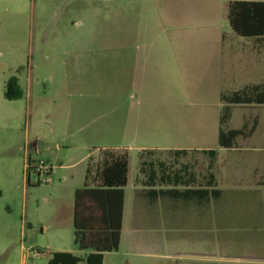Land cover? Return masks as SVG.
Wrapping results in <instances>:
<instances>
[{"label": "rangeland", "instance_id": "1", "mask_svg": "<svg viewBox=\"0 0 264 264\" xmlns=\"http://www.w3.org/2000/svg\"><path fill=\"white\" fill-rule=\"evenodd\" d=\"M230 1L0 0V264L88 254L73 243L74 193L87 166L96 178L110 154L127 152L131 203L149 162L170 175L186 166L203 188L209 170L220 186L264 181V107H233L228 128L242 135L234 149L218 147L220 95L264 83V50L231 31ZM9 76L20 80L19 100L3 97ZM34 142L41 153L30 150ZM156 148L168 150L144 155L140 173L138 151ZM176 149L187 155L174 157ZM191 149L217 151L212 169ZM29 157L52 166L49 183L31 171L27 181ZM231 214L245 215L244 203ZM236 226L232 246L201 243V254L264 264L262 248L248 247ZM128 254L122 248L103 264H140Z\"/></svg>", "mask_w": 264, "mask_h": 264}, {"label": "crops", "instance_id": "2", "mask_svg": "<svg viewBox=\"0 0 264 264\" xmlns=\"http://www.w3.org/2000/svg\"><path fill=\"white\" fill-rule=\"evenodd\" d=\"M255 45L262 49L259 52L264 50V44L255 43ZM219 46L228 48L222 41L219 42ZM11 77L14 76L6 78L4 86ZM15 78L20 87L19 78ZM29 148L35 154L41 153L39 144L35 143V149ZM161 150L168 149L141 150L138 151L137 158L139 159V156L143 158L146 154L150 155ZM177 150L183 149L169 151ZM191 150L201 152V150ZM90 157L89 153L81 161H87L88 164ZM29 159L36 161L30 157ZM150 172L152 173L149 179L135 178L132 190L138 199L134 203L129 201L131 205L128 210L127 174L119 247L116 252L104 253L102 264L105 258L117 254L122 248L129 251L128 257L133 258L132 261L135 258L140 261V264H233L228 261V256L232 258V255H228L230 252L221 253L220 251L217 254L202 255L201 243L206 246V242L207 244L211 242L219 250L223 245L232 246L236 242L233 232L238 224H243L247 246L262 248L261 258L256 259L264 263V181L252 182L250 185L240 184L236 188L232 185L220 186L216 183L215 189L220 191L219 196L201 200L199 192L201 184L191 171L189 173H192V177L183 178L180 183H176L168 173L163 175L162 172H156L154 169ZM50 175L44 183H49ZM91 175L89 171L84 187L95 186L96 178ZM90 180L93 183L92 186L89 185ZM37 183H39L38 180ZM188 191L198 192L189 194ZM242 192H245V195L239 194ZM241 202L244 203L245 215H236L237 219H234L231 208L234 204H241ZM86 255L83 258L75 257L83 260ZM126 264L135 263L127 260Z\"/></svg>", "mask_w": 264, "mask_h": 264}, {"label": "trees", "instance_id": "3", "mask_svg": "<svg viewBox=\"0 0 264 264\" xmlns=\"http://www.w3.org/2000/svg\"><path fill=\"white\" fill-rule=\"evenodd\" d=\"M227 21L231 31L238 37L251 39L256 44H264V2L262 1H230L227 4ZM21 90L17 79L11 77L4 86L3 97L7 101H16L21 98ZM222 105L219 127L218 147L224 151L235 148V142L242 135L241 129H229L231 109L235 106L264 107V83L252 84L240 91L220 95ZM34 144V143H32ZM174 157L186 156L185 150L169 151ZM210 159L209 169L217 157L215 150H202ZM128 157L124 151L122 154H110L103 159L102 167L96 176L93 188L84 187L74 193L72 227L73 243L81 251L89 250V254L83 260L70 253H54L47 264H102L103 254L116 252L119 247L122 215L124 204V188L127 185ZM139 172L144 171L145 161L139 156ZM30 162L29 158L28 161ZM150 178L154 165L148 163ZM161 167V164H159ZM186 166L173 172L176 183L183 178L192 177ZM166 170L162 166L159 172L165 175ZM28 171L26 177L28 181ZM89 169L86 171L85 180H88ZM207 186L201 187V200L217 198L220 191L216 190V181L209 170ZM188 191L189 194L197 193Z\"/></svg>", "mask_w": 264, "mask_h": 264}, {"label": "built area", "instance_id": "4", "mask_svg": "<svg viewBox=\"0 0 264 264\" xmlns=\"http://www.w3.org/2000/svg\"><path fill=\"white\" fill-rule=\"evenodd\" d=\"M26 170L28 172L31 171L36 176L38 181L42 180L44 182L50 175L52 167L48 162L44 160H30V162H27L26 164Z\"/></svg>", "mask_w": 264, "mask_h": 264}]
</instances>
